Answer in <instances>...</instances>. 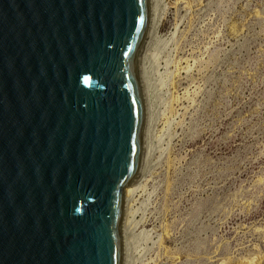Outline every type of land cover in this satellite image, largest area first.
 <instances>
[{"label": "water", "instance_id": "obj_1", "mask_svg": "<svg viewBox=\"0 0 264 264\" xmlns=\"http://www.w3.org/2000/svg\"><path fill=\"white\" fill-rule=\"evenodd\" d=\"M151 0H0V264H122Z\"/></svg>", "mask_w": 264, "mask_h": 264}, {"label": "rangeland", "instance_id": "obj_2", "mask_svg": "<svg viewBox=\"0 0 264 264\" xmlns=\"http://www.w3.org/2000/svg\"><path fill=\"white\" fill-rule=\"evenodd\" d=\"M154 1L122 264H264V0Z\"/></svg>", "mask_w": 264, "mask_h": 264}, {"label": "bare ground", "instance_id": "obj_3", "mask_svg": "<svg viewBox=\"0 0 264 264\" xmlns=\"http://www.w3.org/2000/svg\"><path fill=\"white\" fill-rule=\"evenodd\" d=\"M157 1V0H156ZM151 5H156L155 4V1H154V3H153V0L151 1ZM157 3V2H156ZM161 5H162V2H161ZM152 7V6H151ZM161 7V6H160ZM153 8H154V6H153ZM156 9V8H155ZM155 9L151 12V13H156V14H158L157 13V10H158V4H157V10H156V12H154L155 11ZM162 9V8H161ZM163 11V10H162ZM161 13V12H160ZM156 16V15H155ZM155 16H154V14H152V16H151V21H150V25H149V28H151V29H154V28H156L157 26H158V22H156V19H155ZM158 16V15H157ZM161 22V21H160ZM150 29V31L151 32H153L152 30ZM147 33H149V32H147ZM148 36V35H147ZM143 169V168H142ZM139 176V175H138ZM136 181L134 182L133 181V183L132 184H130L129 185V187H128V189H127V191H126V197H127V199L131 196V195H133V193L134 192H136L137 190H138V188H137V186L138 185H136ZM138 184V183H137ZM137 189V190H136ZM127 204V203H126ZM127 206V205H126ZM129 206V205H128ZM128 213H129V211H126V221H125V223H127L128 224V222H127V215H128ZM126 224V225H127ZM125 228V227H124ZM126 248H127V246H126ZM126 255V254H125Z\"/></svg>", "mask_w": 264, "mask_h": 264}]
</instances>
